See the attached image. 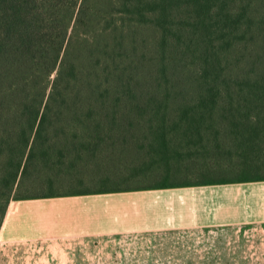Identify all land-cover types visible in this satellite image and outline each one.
<instances>
[{
  "label": "trees",
  "instance_id": "1",
  "mask_svg": "<svg viewBox=\"0 0 264 264\" xmlns=\"http://www.w3.org/2000/svg\"><path fill=\"white\" fill-rule=\"evenodd\" d=\"M264 181V0H0L12 200Z\"/></svg>",
  "mask_w": 264,
  "mask_h": 264
},
{
  "label": "crops",
  "instance_id": "2",
  "mask_svg": "<svg viewBox=\"0 0 264 264\" xmlns=\"http://www.w3.org/2000/svg\"><path fill=\"white\" fill-rule=\"evenodd\" d=\"M221 263L264 264V181L12 200L0 226V264Z\"/></svg>",
  "mask_w": 264,
  "mask_h": 264
},
{
  "label": "rangeland",
  "instance_id": "3",
  "mask_svg": "<svg viewBox=\"0 0 264 264\" xmlns=\"http://www.w3.org/2000/svg\"><path fill=\"white\" fill-rule=\"evenodd\" d=\"M221 241H222V239H221ZM223 243V242H222ZM205 249H207V250H209L210 248L209 247H206ZM225 250L227 251V248L223 245V246H221L220 247V255H221V261H222V258H227V256H228V258H229V256L231 257V258H229L231 261H234V259H232V257H235V255L233 254V253H229V254H227L226 252H225ZM228 252V251H227ZM238 259V258H237ZM222 264V263H221ZM225 264V263H224ZM256 264H259V263H256Z\"/></svg>",
  "mask_w": 264,
  "mask_h": 264
}]
</instances>
